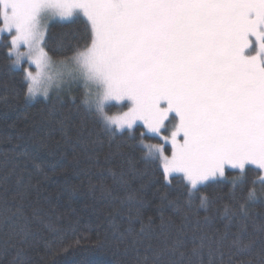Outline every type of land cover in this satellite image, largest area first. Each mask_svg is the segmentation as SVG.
Segmentation results:
<instances>
[{"label": "snow or ice", "instance_id": "snow-or-ice-1", "mask_svg": "<svg viewBox=\"0 0 264 264\" xmlns=\"http://www.w3.org/2000/svg\"><path fill=\"white\" fill-rule=\"evenodd\" d=\"M52 21L76 28L50 35ZM0 47L10 69L29 65L22 68L25 103L43 98L54 115L62 92L81 89L72 97L85 117L76 143L100 178L91 189L113 198L115 215L126 213V224L113 220L108 236L127 264H264V0H0ZM54 64L67 72L46 75ZM115 105L127 110L109 114ZM69 119L57 121L65 140ZM146 136L161 142L146 144ZM105 141L101 161L96 149ZM5 147L0 243L24 264L34 226L50 235L59 229L40 209L29 210L35 186L25 180L27 164L20 166L26 154L10 139L0 142ZM116 156L122 162L114 166ZM12 177L9 198L4 186ZM138 178H148L141 192L148 184L177 189L173 199L161 195L158 223L144 219L143 196L122 199L115 191L132 192Z\"/></svg>", "mask_w": 264, "mask_h": 264}, {"label": "trees", "instance_id": "trees-1", "mask_svg": "<svg viewBox=\"0 0 264 264\" xmlns=\"http://www.w3.org/2000/svg\"><path fill=\"white\" fill-rule=\"evenodd\" d=\"M75 28L76 25L62 26L56 23L52 24L49 33H71ZM46 51L53 55L49 47H46ZM25 88L23 71L10 69L5 49L0 47V142L10 139L12 145H20V151L26 154V158L21 157L20 160L21 168L27 164L25 180L35 186L27 206L29 210L40 209L59 229L56 235H50L44 226H34L36 235L24 246V264H127L122 248L118 251L108 236L113 220L121 225L126 224V213L115 215L117 203L113 198L91 189L90 185L98 184L100 178L94 174L95 169L89 171L87 156L76 143L75 127L85 117L73 108L72 97L78 100L80 95L74 89L62 92V106L58 105L56 113L49 115L48 101L37 99L30 103L24 102ZM51 96L55 102V95ZM65 116L70 117L68 126L71 140L63 138L57 123ZM86 119L91 128V118ZM137 129L135 134L139 136L140 128ZM148 139L146 136L144 143ZM6 147L0 151L6 150ZM108 151V143L105 141L103 146L97 147L96 154L103 161ZM119 151L134 158L140 155L139 150L131 151L125 146ZM8 155L14 157L16 153L9 152ZM121 162L122 157H114V166ZM143 167V163H137V168ZM147 179L134 180L130 185L132 192L119 188H115V191L122 199L130 194L143 196L147 201L141 208L144 219L152 216L158 223L157 205L161 202V195L167 191L168 199H173L177 189L173 187L166 190L160 184H148L142 192L139 191L141 183L147 184ZM14 180L15 177H12L4 186L9 198L16 191ZM104 183L114 187L108 174L105 175ZM216 191L219 190L206 189L209 195ZM222 191L227 192V187ZM163 212L166 217L173 215L171 207H165ZM15 258L16 249L0 243V264H15Z\"/></svg>", "mask_w": 264, "mask_h": 264}, {"label": "rangeland", "instance_id": "rangeland-1", "mask_svg": "<svg viewBox=\"0 0 264 264\" xmlns=\"http://www.w3.org/2000/svg\"><path fill=\"white\" fill-rule=\"evenodd\" d=\"M56 23H59V22H56V21H52L49 23V29L52 27V24H56ZM22 51H24L25 49H21ZM46 50V49H45ZM50 56H52L53 58V61H56L58 58L55 56V55H51L49 54ZM29 67L28 63L25 61L24 64L22 65V68H27ZM22 68L21 69H18V70H21L22 71ZM30 70L33 71L35 73L36 69H35V66L32 65L30 66ZM65 71L67 72V69H61L58 65L54 64L52 68L46 70V75H54L56 72L58 71ZM38 87L41 88V90L43 89L44 85H38ZM76 90L75 93L79 94L80 95V92H81V89L76 87L75 85L73 86L72 90ZM50 95H55V92L54 90L50 93ZM69 95V94H68ZM72 96V94H70V97ZM40 99H43V98H40ZM114 103V102H113ZM127 109L126 108H121L119 105H115L113 107H111L109 109V114L111 115H117L119 114L121 111H126ZM140 128V133L145 131L142 126L139 127ZM138 130V129H137ZM149 137V139L147 141H145L146 144H153V143H160L161 141H159L158 138H151L150 136H147Z\"/></svg>", "mask_w": 264, "mask_h": 264}]
</instances>
